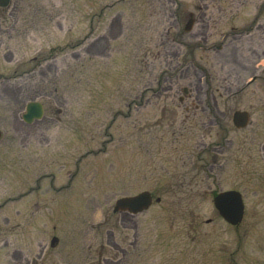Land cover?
<instances>
[{"label":"rangeland","instance_id":"obj_1","mask_svg":"<svg viewBox=\"0 0 264 264\" xmlns=\"http://www.w3.org/2000/svg\"><path fill=\"white\" fill-rule=\"evenodd\" d=\"M205 3L0 7V264H264V57L227 65L214 47L242 19H222L205 44ZM255 4L264 15L253 0L243 19ZM33 99L45 114L28 124ZM145 189L161 200L113 211ZM224 189L242 194L238 225L213 205Z\"/></svg>","mask_w":264,"mask_h":264},{"label":"flooded vegetation","instance_id":"obj_2","mask_svg":"<svg viewBox=\"0 0 264 264\" xmlns=\"http://www.w3.org/2000/svg\"><path fill=\"white\" fill-rule=\"evenodd\" d=\"M222 5L217 6L218 0H206V8L209 9V14L206 16L203 30H200L197 34L204 38L205 44L208 42V38L212 35L213 30L217 27L218 23L224 19L228 22L232 21L234 17H241L240 24H230L231 32L224 31L222 37L225 38L222 42L215 45V50L222 51L227 49L226 64L232 66L247 67L252 65L258 67L259 63L264 57V15L259 14L261 11V5L255 4L256 13L254 15H248V19H243V12L245 8L250 7L253 0H221ZM242 14V15H241ZM193 23L191 27L196 23V18L193 14ZM195 45H192V50ZM264 68V67H262ZM255 75H253L254 77ZM257 77L247 81L246 85L252 83ZM240 88L238 91H240ZM184 99V98H183ZM235 110V109H234ZM233 110V112H234ZM232 117V115H231ZM41 119H37L33 122H40ZM232 121V118H231ZM25 140V136L22 137ZM80 162V160H78ZM62 166V163L60 164ZM20 166L18 165V171ZM78 170L76 171V173ZM76 174L70 175V180Z\"/></svg>","mask_w":264,"mask_h":264},{"label":"water","instance_id":"obj_3","mask_svg":"<svg viewBox=\"0 0 264 264\" xmlns=\"http://www.w3.org/2000/svg\"><path fill=\"white\" fill-rule=\"evenodd\" d=\"M9 0H0V6H7ZM193 19L187 21L185 30H190ZM186 90V88H184ZM43 107L38 101H29L26 104L23 119L30 122L34 118L42 116ZM249 119L248 111L237 109L233 113V123L237 127L247 125ZM160 196L155 197V201H160ZM153 201L152 194L149 190H142L136 194L123 195L115 200L113 211H127L130 213H138L147 209ZM213 204L218 213L224 220L232 225H238L243 218L244 202L242 194L236 189L220 190L213 196ZM58 238L52 236L50 244L55 245Z\"/></svg>","mask_w":264,"mask_h":264}]
</instances>
